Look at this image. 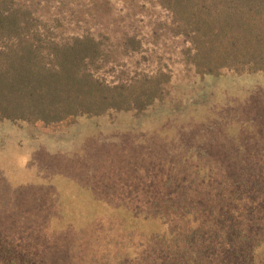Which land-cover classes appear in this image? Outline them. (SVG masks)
<instances>
[{"label": "rangeland", "instance_id": "374dc122", "mask_svg": "<svg viewBox=\"0 0 264 264\" xmlns=\"http://www.w3.org/2000/svg\"><path fill=\"white\" fill-rule=\"evenodd\" d=\"M141 13V35L156 42L142 54L119 53L118 63L125 78L169 72L164 101L141 113L54 127L0 123V249L15 251L9 260L0 253V264H158L147 246L173 233L150 205L174 200L175 190L167 188L206 165L209 158L192 162L190 151L214 152L211 164L219 168L227 165L221 155L227 149L264 153V74L201 79L183 63L181 40L156 23L167 15L150 6ZM111 67L101 74L109 83L121 72ZM242 212L264 242V211L248 200ZM237 242L216 253L228 259Z\"/></svg>", "mask_w": 264, "mask_h": 264}, {"label": "trees", "instance_id": "16d2710c", "mask_svg": "<svg viewBox=\"0 0 264 264\" xmlns=\"http://www.w3.org/2000/svg\"><path fill=\"white\" fill-rule=\"evenodd\" d=\"M149 6L167 15L156 23L181 40L179 55L195 76L264 74V0H0V123L54 127L141 113L164 101L169 72L125 78L118 63L119 53L142 54L147 42H156L137 25ZM109 66L121 68L112 83L101 75ZM190 152L192 162L209 160L194 167L196 177L168 186L174 200L151 203L173 234L149 242L148 254L158 264H264L258 225L242 212L248 200L264 211V153L227 149L221 154L227 165L219 168L211 164L214 152ZM235 239L232 256L222 259L217 249ZM6 248L1 260L14 255Z\"/></svg>", "mask_w": 264, "mask_h": 264}]
</instances>
